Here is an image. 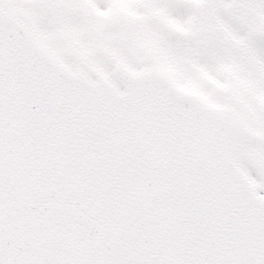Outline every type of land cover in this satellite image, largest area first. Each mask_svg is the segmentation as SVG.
<instances>
[{
    "label": "snow or ice",
    "instance_id": "1",
    "mask_svg": "<svg viewBox=\"0 0 264 264\" xmlns=\"http://www.w3.org/2000/svg\"><path fill=\"white\" fill-rule=\"evenodd\" d=\"M0 264H264V0H0Z\"/></svg>",
    "mask_w": 264,
    "mask_h": 264
}]
</instances>
